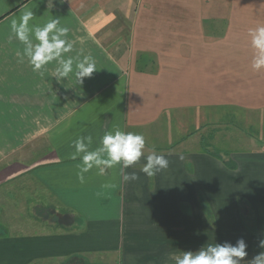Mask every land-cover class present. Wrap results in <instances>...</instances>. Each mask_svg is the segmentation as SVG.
Segmentation results:
<instances>
[{
	"label": "crops",
	"instance_id": "0c3cea01",
	"mask_svg": "<svg viewBox=\"0 0 264 264\" xmlns=\"http://www.w3.org/2000/svg\"><path fill=\"white\" fill-rule=\"evenodd\" d=\"M27 10L30 26L59 17L66 55L91 54L99 70L59 83L54 62L43 75L19 62L10 24ZM257 23L264 0H0V264H172L240 237L249 258L261 251L264 145L230 160L209 145L216 112L264 114L247 36ZM115 128L142 133L168 168L150 178L142 157L80 183L72 142L92 134L95 147Z\"/></svg>",
	"mask_w": 264,
	"mask_h": 264
},
{
	"label": "clouds",
	"instance_id": "9594fccd",
	"mask_svg": "<svg viewBox=\"0 0 264 264\" xmlns=\"http://www.w3.org/2000/svg\"><path fill=\"white\" fill-rule=\"evenodd\" d=\"M64 3V0H60ZM35 13L27 10L19 20L13 19L10 30L14 38L23 45L17 52L19 62H27L31 70L43 75L46 66L54 62L51 76L59 83L74 75L76 82L83 84L85 78H91L98 71L96 60L91 54L79 53L75 57L66 55L73 52L74 42L69 39L70 29L62 26L59 17L40 24L29 25ZM249 47L252 50L251 69L259 72L264 69V23H257L247 31ZM93 135H82L72 142L73 152L70 158L79 159L76 178L80 183L86 181V173L97 169L98 175H105L108 169L120 165L127 169L144 158L140 168L148 177L169 166L164 154L156 151L155 146L145 155L146 140L142 133L123 131L119 128L107 130L95 142ZM125 181L139 179L136 172H126ZM264 236V234H262ZM248 243L243 237L230 241L205 243L196 249L183 250L170 254L172 264H264V238L259 239L257 247L261 249L249 258Z\"/></svg>",
	"mask_w": 264,
	"mask_h": 264
},
{
	"label": "rangeland",
	"instance_id": "374dc122",
	"mask_svg": "<svg viewBox=\"0 0 264 264\" xmlns=\"http://www.w3.org/2000/svg\"><path fill=\"white\" fill-rule=\"evenodd\" d=\"M128 31L129 28L127 27L125 30L126 34ZM237 113L231 109H226L225 111L216 112L214 116V125H210V129L214 133L210 136L209 145L216 157L220 156L225 160H230L234 157L245 158L244 156H247V154L256 152V147L264 145V114L250 110H247L246 113L243 111ZM200 145L201 143H199ZM205 145L207 146L206 142ZM38 211V208L30 210L31 214L37 218L38 215H49L38 214ZM3 215L4 213H0V217ZM6 230L9 232L8 228ZM120 256L121 252L119 253ZM47 264H56V262ZM92 264L102 263L99 260H95ZM106 264H122V262L118 258L116 263L110 261Z\"/></svg>",
	"mask_w": 264,
	"mask_h": 264
},
{
	"label": "trees",
	"instance_id": "16d2710c",
	"mask_svg": "<svg viewBox=\"0 0 264 264\" xmlns=\"http://www.w3.org/2000/svg\"><path fill=\"white\" fill-rule=\"evenodd\" d=\"M217 157L220 158V156H217ZM228 163H229V162H226V165H228ZM230 167H232V166H230ZM60 219H63V218H58V217L56 216V221H57L60 225H63V224L65 223V221L60 220ZM5 233H6V229L0 230V235H3V234H5Z\"/></svg>",
	"mask_w": 264,
	"mask_h": 264
}]
</instances>
